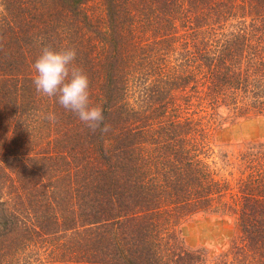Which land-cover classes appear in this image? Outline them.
<instances>
[{
  "label": "trees",
  "instance_id": "trees-1",
  "mask_svg": "<svg viewBox=\"0 0 264 264\" xmlns=\"http://www.w3.org/2000/svg\"><path fill=\"white\" fill-rule=\"evenodd\" d=\"M41 36L107 133L37 93ZM221 109L264 113V0H0V264H264V139L214 149ZM201 211L226 250L177 234Z\"/></svg>",
  "mask_w": 264,
  "mask_h": 264
},
{
  "label": "clouds",
  "instance_id": "clouds-1",
  "mask_svg": "<svg viewBox=\"0 0 264 264\" xmlns=\"http://www.w3.org/2000/svg\"><path fill=\"white\" fill-rule=\"evenodd\" d=\"M43 40L42 36L37 38V43L41 45L40 54L32 65L37 93L54 98L56 103L74 113L92 132L99 129L107 133L110 126L104 124L101 127L104 121L102 107L90 101L88 76L75 63L76 49L69 46L54 48L44 44ZM46 118L54 122L56 115L49 113Z\"/></svg>",
  "mask_w": 264,
  "mask_h": 264
},
{
  "label": "rangeland",
  "instance_id": "rangeland-1",
  "mask_svg": "<svg viewBox=\"0 0 264 264\" xmlns=\"http://www.w3.org/2000/svg\"><path fill=\"white\" fill-rule=\"evenodd\" d=\"M220 123L212 131L214 149H234L245 140L264 139V113L238 115L221 109ZM188 246H202L214 255L228 248L235 233V219L230 212H197L181 220L175 228Z\"/></svg>",
  "mask_w": 264,
  "mask_h": 264
}]
</instances>
